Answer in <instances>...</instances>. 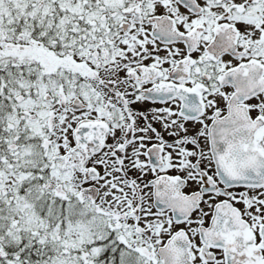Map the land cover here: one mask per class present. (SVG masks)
<instances>
[{
  "label": "snow or ice",
  "instance_id": "1",
  "mask_svg": "<svg viewBox=\"0 0 264 264\" xmlns=\"http://www.w3.org/2000/svg\"><path fill=\"white\" fill-rule=\"evenodd\" d=\"M0 264H264V0H0Z\"/></svg>",
  "mask_w": 264,
  "mask_h": 264
}]
</instances>
